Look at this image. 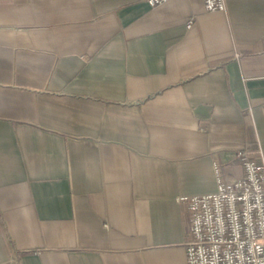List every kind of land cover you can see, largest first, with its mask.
Listing matches in <instances>:
<instances>
[{"label": "crops", "instance_id": "0c3cea01", "mask_svg": "<svg viewBox=\"0 0 264 264\" xmlns=\"http://www.w3.org/2000/svg\"><path fill=\"white\" fill-rule=\"evenodd\" d=\"M225 1L0 0V264H187L178 199L264 162V0Z\"/></svg>", "mask_w": 264, "mask_h": 264}, {"label": "built area", "instance_id": "2783aa9c", "mask_svg": "<svg viewBox=\"0 0 264 264\" xmlns=\"http://www.w3.org/2000/svg\"><path fill=\"white\" fill-rule=\"evenodd\" d=\"M169 0H148L152 7ZM208 12L226 10L225 0H204ZM192 24V21L189 22ZM245 175L224 181L215 165V193L180 197L190 214L187 264H264V162L239 152Z\"/></svg>", "mask_w": 264, "mask_h": 264}]
</instances>
